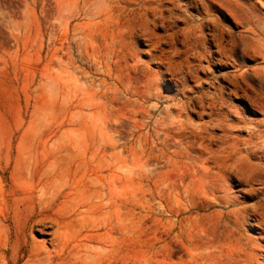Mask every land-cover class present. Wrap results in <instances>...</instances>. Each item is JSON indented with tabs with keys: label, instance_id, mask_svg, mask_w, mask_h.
Wrapping results in <instances>:
<instances>
[{
	"label": "rangeland",
	"instance_id": "obj_1",
	"mask_svg": "<svg viewBox=\"0 0 264 264\" xmlns=\"http://www.w3.org/2000/svg\"><path fill=\"white\" fill-rule=\"evenodd\" d=\"M263 14L264 0H0V264H243L239 237L264 264ZM54 186L29 237L6 240Z\"/></svg>",
	"mask_w": 264,
	"mask_h": 264
},
{
	"label": "bare ground",
	"instance_id": "obj_2",
	"mask_svg": "<svg viewBox=\"0 0 264 264\" xmlns=\"http://www.w3.org/2000/svg\"><path fill=\"white\" fill-rule=\"evenodd\" d=\"M258 8L261 9L260 6H258ZM260 20L264 23V14L262 15V17H260ZM84 25H86V24H84ZM80 27L78 26V28H80ZM86 27H88V26H86ZM81 30H83V29H81ZM85 36H87V35H85ZM84 41H85V37H84ZM112 149H113V146L104 147L103 151L101 153H102V155H105L107 150H112ZM115 158L117 159L118 162H121L122 155H121L120 151L115 154ZM110 180H112V179L110 178ZM113 183H114V180H113ZM115 183H116V181H115ZM117 184L119 186L117 187L118 193L116 194V199H117L118 203H121V200H122L121 199V191H123L121 189V181L118 180ZM107 188L109 189V195H110L111 194V184L110 183L107 184ZM57 192H58V187H56V186L47 187V188H38L36 190L34 200L29 205L17 207L16 211L14 212V216H13L15 218L14 222L9 221L8 224L5 226V229L3 231L4 238L6 240H8V239L10 240V239H12V237H14V240H13L14 242H19L22 239H27L29 237V233H31L35 229V226L37 225V222H38L37 217L39 215V212L42 209H45L48 207V205L51 203L53 198L56 196ZM239 221L240 220L237 219V221H235V224H238ZM263 223H264V218H263ZM116 226H117L118 232L121 233L122 229H123V220H122V214H121V207L118 204H116ZM48 235L53 236V238H52L53 241L54 240L58 241L61 238V236L63 235V232H62L61 228H58L54 232L48 233ZM236 242H237V247H238L239 253L241 255L240 259H241V261H243V264H257V263H255L256 256L253 252V247L255 245L252 246L249 243L242 242L240 237L237 238ZM35 246H38L36 241L33 242L31 250L35 249ZM207 249L210 250V252H207L206 254L210 255V254H212L214 247L213 246H207ZM1 257H2V255L0 254V258ZM30 257L33 258V256H30ZM26 262L28 263V262H30V260L26 261ZM2 264H8V263H6L4 261Z\"/></svg>",
	"mask_w": 264,
	"mask_h": 264
}]
</instances>
